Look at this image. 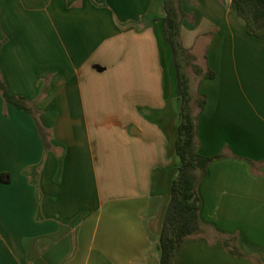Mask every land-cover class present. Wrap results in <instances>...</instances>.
<instances>
[{"label": "crops", "instance_id": "obj_1", "mask_svg": "<svg viewBox=\"0 0 264 264\" xmlns=\"http://www.w3.org/2000/svg\"><path fill=\"white\" fill-rule=\"evenodd\" d=\"M178 6L214 73L190 74L197 151L222 156L174 264H264V39L232 0ZM163 15V0H0V76L34 108L0 92V264H159L180 122Z\"/></svg>", "mask_w": 264, "mask_h": 264}, {"label": "trees", "instance_id": "obj_2", "mask_svg": "<svg viewBox=\"0 0 264 264\" xmlns=\"http://www.w3.org/2000/svg\"><path fill=\"white\" fill-rule=\"evenodd\" d=\"M179 0H163L164 15L159 19L162 36L169 48L175 95L179 100L180 122L173 150L179 159L177 174L172 181L169 202L163 218L158 238L159 264H174V257L181 244L188 238L203 231L199 218L200 199L197 184L205 176L208 164L222 155L207 157L197 151L196 115L191 108L192 96L189 92V76L186 72L192 67L195 74L202 78H212L214 73L207 69L203 72L199 65L193 62V56L184 47L180 38V19L182 13L178 6ZM238 15L244 20L246 33L249 36L264 39V0H232ZM0 92L6 103L34 113V108L28 105L22 97L8 93L0 76ZM205 97L199 95L195 104L200 110L205 104ZM46 142V133L39 127ZM7 174H2L5 180ZM222 244L228 253L242 256L236 238H223Z\"/></svg>", "mask_w": 264, "mask_h": 264}, {"label": "rangeland", "instance_id": "obj_3", "mask_svg": "<svg viewBox=\"0 0 264 264\" xmlns=\"http://www.w3.org/2000/svg\"><path fill=\"white\" fill-rule=\"evenodd\" d=\"M201 61V60H200ZM194 62V61H193ZM202 64V63H201ZM192 67H188L187 69H186V72H187V74H188V76H189V92H190V95L192 96L193 95V91H194V89H195V83H194V81L192 80V77L190 76V74H191V72H192ZM194 101H193V99L191 100V108H193L194 107V103H193Z\"/></svg>", "mask_w": 264, "mask_h": 264}]
</instances>
